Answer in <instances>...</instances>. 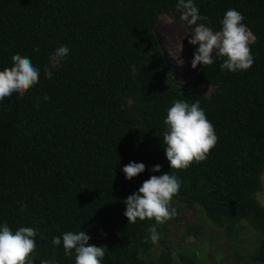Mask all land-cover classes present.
Returning a JSON list of instances; mask_svg holds the SVG:
<instances>
[{
    "label": "trees",
    "instance_id": "trees-1",
    "mask_svg": "<svg viewBox=\"0 0 264 264\" xmlns=\"http://www.w3.org/2000/svg\"><path fill=\"white\" fill-rule=\"evenodd\" d=\"M193 2L206 18L198 23L216 31L228 9L243 15L255 37L250 69L221 70L214 53L211 66L176 81L154 28L161 14L181 19L178 0H0V71L15 54L40 70L23 98L0 102V225L37 230L33 264H75L64 255L67 231L104 246L102 264H176L145 260L155 221L124 216L125 199L168 172L181 181L175 197L185 205L199 204L218 224L246 220L259 230L254 262L264 264V207L254 196L264 173V0ZM61 45L69 54L53 67ZM203 84L213 87L208 96ZM175 100H198L218 137L205 161L180 171L170 169L163 143ZM129 162L145 171L125 179Z\"/></svg>",
    "mask_w": 264,
    "mask_h": 264
},
{
    "label": "clouds",
    "instance_id": "clouds-1",
    "mask_svg": "<svg viewBox=\"0 0 264 264\" xmlns=\"http://www.w3.org/2000/svg\"><path fill=\"white\" fill-rule=\"evenodd\" d=\"M178 7L183 9L182 20L195 25L188 40L190 45H198L193 53L191 67L197 65L211 66L214 63L213 53L222 58L221 70L229 72L247 71L254 63L250 45L255 37L247 26L242 23L243 15L228 9L220 21V30L214 31L206 26V18L200 14L193 0H178ZM190 18V19H189ZM39 50L38 47L36 49ZM69 48L61 45L55 50V57L64 58L69 54ZM11 67L0 71V102L13 94L23 98L25 94L39 82L40 70L33 65L28 57L15 54L11 57ZM45 78H51L52 73L44 68ZM45 101L49 97L43 98ZM163 123L167 130L163 134L164 152L170 169L185 170L193 163L205 161L211 150L216 146L218 137L214 126L207 119L204 110L197 100L189 104L186 100H175L167 109ZM161 166L155 165L151 171L159 172ZM125 179L131 180L145 171L143 163L129 162L122 169ZM181 181L169 172L160 176L152 175L145 180L138 191L129 195L124 203V216L128 224L140 221L154 220L163 225L173 219L177 213L172 207V199L180 190ZM152 244L159 241V233L155 227L148 229ZM37 230L33 227H19L13 231L6 223L0 225V264H33V254L36 251L35 237ZM90 236L83 231H67L62 234L63 250L66 257L74 255L75 264H102L106 255L104 246L89 244ZM54 246L61 244V237H54ZM173 259H177L173 253ZM41 264H50L41 260Z\"/></svg>",
    "mask_w": 264,
    "mask_h": 264
},
{
    "label": "rangeland",
    "instance_id": "rangeland-1",
    "mask_svg": "<svg viewBox=\"0 0 264 264\" xmlns=\"http://www.w3.org/2000/svg\"><path fill=\"white\" fill-rule=\"evenodd\" d=\"M194 27L185 20L165 13L160 15L154 28L167 60L174 68L173 77L182 84L187 83L201 66L197 65L195 69L191 67L193 53L198 47L188 43ZM50 59L53 67L61 62L55 55ZM200 90L208 96L213 87L203 84ZM254 196L258 204L264 207V173ZM172 207L177 215L163 225L155 223L153 226L159 233L157 244H152L149 233L147 247L142 254L145 260L158 262L167 258L176 264H184L187 260L195 264H257L254 256L262 233L249 221L243 220L232 226L218 224L199 204L185 205L178 196L173 197ZM173 253L177 259H173Z\"/></svg>",
    "mask_w": 264,
    "mask_h": 264
}]
</instances>
